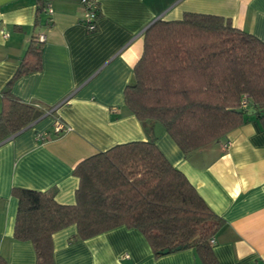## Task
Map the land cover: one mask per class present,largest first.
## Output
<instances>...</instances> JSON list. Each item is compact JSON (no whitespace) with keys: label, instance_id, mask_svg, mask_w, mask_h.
<instances>
[{"label":"crops","instance_id":"1","mask_svg":"<svg viewBox=\"0 0 264 264\" xmlns=\"http://www.w3.org/2000/svg\"><path fill=\"white\" fill-rule=\"evenodd\" d=\"M48 1L53 13H42L35 27L37 0H0V107L32 38L44 34L41 69L15 81L11 93L46 110L0 143V258L36 264L31 243L13 239L12 189L53 191L57 203L72 205L78 186L72 171L80 161L152 138L223 220L212 244L217 264H264V125L255 111L249 107L245 122L225 138L184 155L164 130L158 137L153 125L147 131L123 98L151 23L185 12L215 15L264 42V0H97L93 32L81 23V0ZM55 119L67 127L60 135L52 129ZM38 133L46 136L37 141ZM75 234L72 225L52 235L53 264H201L193 249L154 257L136 229L118 227L87 240H73Z\"/></svg>","mask_w":264,"mask_h":264},{"label":"trees","instance_id":"2","mask_svg":"<svg viewBox=\"0 0 264 264\" xmlns=\"http://www.w3.org/2000/svg\"><path fill=\"white\" fill-rule=\"evenodd\" d=\"M46 1L37 0L35 27ZM42 45L32 38L1 93L0 143L46 112L11 93L15 81L41 69ZM123 98L147 131L161 124L184 155L225 138L245 122L249 107L264 125V42L220 16L185 12L178 20L158 19L143 32ZM72 174L78 179L72 205L57 203L53 191H11L13 239L31 243L36 264H53L52 235L72 225L73 240L126 227L144 236L156 258L164 250L193 249L201 264H217L210 240L223 220L152 138L114 145L80 161ZM0 264L7 263L0 258Z\"/></svg>","mask_w":264,"mask_h":264},{"label":"built area","instance_id":"3","mask_svg":"<svg viewBox=\"0 0 264 264\" xmlns=\"http://www.w3.org/2000/svg\"><path fill=\"white\" fill-rule=\"evenodd\" d=\"M81 4L83 7V16L81 19V23L86 28L88 32H93L96 29V20L99 15V4L97 0H81ZM44 13H46L48 16H50L53 13L51 4L49 1H46L44 3ZM48 25L51 23V20H47ZM7 36L6 34L4 35ZM37 41L40 43H43L45 41V35L44 34H38L36 36ZM242 107H246V101L243 100ZM53 132L56 135L62 134L64 131H66L67 127L62 123L60 120L55 119L52 125ZM46 136L45 133H38L36 135V140L40 141L43 139V137ZM228 143L225 145L227 146ZM213 238L210 240V244H213Z\"/></svg>","mask_w":264,"mask_h":264},{"label":"water","instance_id":"4","mask_svg":"<svg viewBox=\"0 0 264 264\" xmlns=\"http://www.w3.org/2000/svg\"><path fill=\"white\" fill-rule=\"evenodd\" d=\"M237 112L240 113L241 110L239 109V110H237ZM252 112H254V110H252ZM163 130L164 129H163V127H162L161 124L155 123L153 125V135H154V137H158L163 132ZM177 250H179V249H177ZM162 254L163 255H166V254H168V251L167 250H164Z\"/></svg>","mask_w":264,"mask_h":264}]
</instances>
